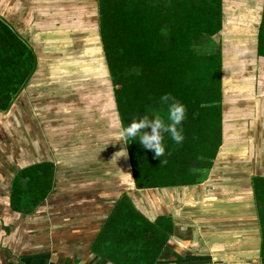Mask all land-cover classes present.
Instances as JSON below:
<instances>
[{
	"label": "crops",
	"instance_id": "1",
	"mask_svg": "<svg viewBox=\"0 0 264 264\" xmlns=\"http://www.w3.org/2000/svg\"><path fill=\"white\" fill-rule=\"evenodd\" d=\"M81 1L0 0V18L36 56L10 115L0 111V264H116L107 258L106 238L98 237L124 195L149 220H172L154 264H210L212 257L215 264H262L252 179L264 177V0H221L222 28L209 38L222 54V142L212 166L194 169L200 174L195 184L147 189L135 186L128 144L118 141L123 124L114 89L108 98L81 97L84 84L98 88L106 73L104 50L96 51L98 76L78 59L71 65L77 71L61 74L67 58L61 45L69 40L82 47L80 38L90 35L77 25L87 17L58 15L67 5L70 13H82ZM87 6L86 20L95 11L99 26L98 0ZM97 38L83 48L95 53L100 29ZM25 97L33 109H22ZM24 133L26 144H20ZM43 163L53 165L48 193L32 210H14L16 175Z\"/></svg>",
	"mask_w": 264,
	"mask_h": 264
},
{
	"label": "trees",
	"instance_id": "2",
	"mask_svg": "<svg viewBox=\"0 0 264 264\" xmlns=\"http://www.w3.org/2000/svg\"><path fill=\"white\" fill-rule=\"evenodd\" d=\"M99 29L123 126L144 114H159L167 123L168 93L185 107L177 127L183 140L164 134L165 154L154 158L137 141L128 143L135 186L139 189L191 185L210 168L222 142V54L219 46L200 53L199 45L222 28L221 0H98ZM259 53L264 55V25ZM216 48V50H214ZM30 47L0 18V111L7 112L35 67ZM150 131V129H147ZM53 178V165L26 167L14 180V210L27 212L38 205V179ZM26 187L30 197L24 200ZM262 231L264 264V177L252 179ZM50 189V188H49ZM170 217L151 221L124 195L108 218L98 240L116 264H154L171 234ZM113 249V251H112Z\"/></svg>",
	"mask_w": 264,
	"mask_h": 264
},
{
	"label": "rangeland",
	"instance_id": "3",
	"mask_svg": "<svg viewBox=\"0 0 264 264\" xmlns=\"http://www.w3.org/2000/svg\"><path fill=\"white\" fill-rule=\"evenodd\" d=\"M81 2H82V5L84 6L82 13H79V12L74 13V11L72 13H70V11H72L73 9H71L72 8L71 5H67L66 7H67V11L68 12L67 13L63 12L62 14L58 15V17H60V18H68V16H69V17H71L70 19H74V18L75 19H82L83 17H87L86 19H88V16L84 14V13H86L84 11L87 10V9H88V11H90L89 8H91V7L90 6H87V5L88 4H94L95 0H92V2H91V0H83ZM86 3H88V4L87 5H84ZM56 6H59V5H56ZM95 15L96 14H95V11H94L93 15L89 17V20L90 21H87L86 19H84V20H82L81 24H77V25H80V27L82 29L88 31L85 35H87L88 33L90 35L89 36V39H86L85 41L82 38H80V40L82 41V45H81L82 47H80L79 45H73L72 43L70 44L69 40H67L68 43L65 42V43H63L61 45L62 47H65L64 52L66 54L64 56L67 57V58H64L63 59L65 65H64V67H62V71H61V74H63L64 76H65V74L70 73V69H73V70H76L77 69V68L71 66L73 64V62H74L75 59H78V60H76L77 63H78V66L80 64L81 65L83 64L84 66H87L88 68H90L91 72L88 71L89 73H91L92 75H95V76L97 75L98 76V72H97V69H98V65H97L98 55H97V52L100 51V49L103 50V48H100V46L102 45V43H99L100 46L98 47L97 50H95V53L96 54L94 52L90 51V49L87 50V48H83L84 46L87 47L88 44L91 43V42H95V44H97V41H99V39L97 38V35L99 36V26H98V21L95 18ZM90 29L93 30V31H90ZM84 42H86V43H84ZM211 42H212L211 39H208V40L206 39L204 45H199V47H197V51L200 52V53L212 52L213 51V47H216L217 45L215 44V42L214 43H211ZM214 50H216V48ZM103 55L104 54H103V51H102V56ZM69 56H71L72 59ZM103 70H105V69H103ZM107 70H108V67H107ZM107 70H105L106 73H107ZM106 73L104 74L102 72L103 79L100 77L102 81L101 82L99 81L100 85H99L98 88H96L95 84H90V85L89 84H84L83 85L84 88L83 87H82L83 89L81 88V92L82 93L84 92L85 95H83L81 97H103V96L104 97H107V98L108 97H112V94H111V93H113L112 92V90H113V88H112V82L110 81L109 74H108L107 77H104L106 75ZM108 73H109V71H108ZM84 76L82 77V79L88 78V77H84ZM91 85H93V86H91ZM107 88H109V91H110V92H108V94H107V90H108ZM95 90H96V93L98 91V94L97 95H93V91H95ZM79 91L80 90H78V92ZM89 92H92V94L90 96H89ZM78 94L76 96L77 97H80ZM25 99H26V102L23 103L22 109H24V110L33 109L34 108L33 105L29 103L30 102V98L29 97H25ZM27 105L29 106V108H28ZM10 110H11V108L7 111V113H9L8 115H10ZM7 130L10 133V126H9V128H7ZM4 135H5V133H4ZM6 136H7V139L6 140H8V134ZM6 136H4V137H6ZM26 139H27V135L25 133L19 135V140L16 138V140H18L19 142L21 141L20 144H26L25 143ZM38 139L39 140H43V135H41V137L38 138ZM124 150H125V148H124ZM5 151L6 150H3V153ZM57 151H58V147H55V149L53 150V152L54 153H57ZM51 185H52V181L50 182V179L49 180L48 179H44V177H40L38 179V185H37L38 200H41L42 197H45L46 196V194L48 193V190L51 187Z\"/></svg>",
	"mask_w": 264,
	"mask_h": 264
},
{
	"label": "clouds",
	"instance_id": "4",
	"mask_svg": "<svg viewBox=\"0 0 264 264\" xmlns=\"http://www.w3.org/2000/svg\"><path fill=\"white\" fill-rule=\"evenodd\" d=\"M160 103L167 105V123L159 114H144L139 119H134L129 125L122 126L118 141L124 145L130 141H137L144 149L151 150L154 158L159 159L165 154L163 143L165 133L173 142L177 144L182 142V130L177 126L185 118L184 105L168 93L161 95ZM163 163H166V160L160 159V164ZM210 264H215V257H212Z\"/></svg>",
	"mask_w": 264,
	"mask_h": 264
},
{
	"label": "water",
	"instance_id": "5",
	"mask_svg": "<svg viewBox=\"0 0 264 264\" xmlns=\"http://www.w3.org/2000/svg\"><path fill=\"white\" fill-rule=\"evenodd\" d=\"M1 176H2V175H1ZM24 186H25V184H24ZM5 189H7V187H6Z\"/></svg>",
	"mask_w": 264,
	"mask_h": 264
},
{
	"label": "flooded vegetation",
	"instance_id": "6",
	"mask_svg": "<svg viewBox=\"0 0 264 264\" xmlns=\"http://www.w3.org/2000/svg\"><path fill=\"white\" fill-rule=\"evenodd\" d=\"M25 182H26V179H25Z\"/></svg>",
	"mask_w": 264,
	"mask_h": 264
}]
</instances>
